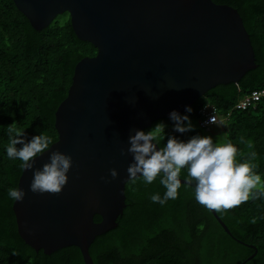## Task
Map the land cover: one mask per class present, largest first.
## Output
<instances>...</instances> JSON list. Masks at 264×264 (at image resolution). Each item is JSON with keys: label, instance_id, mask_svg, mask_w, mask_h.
<instances>
[{"label": "water", "instance_id": "water-1", "mask_svg": "<svg viewBox=\"0 0 264 264\" xmlns=\"http://www.w3.org/2000/svg\"><path fill=\"white\" fill-rule=\"evenodd\" d=\"M14 1L37 30L69 12L76 35L98 48L76 65L56 111L59 139L32 170H23L18 189L26 196L14 202L29 245L47 254L75 245L86 264H95L92 243L118 225L127 207L133 158L121 150L129 147V136L173 110L182 114L219 84L238 83L258 65L254 46L239 10L214 0ZM56 150L73 159L67 185L59 194L31 192L35 168Z\"/></svg>", "mask_w": 264, "mask_h": 264}, {"label": "trees", "instance_id": "trees-1", "mask_svg": "<svg viewBox=\"0 0 264 264\" xmlns=\"http://www.w3.org/2000/svg\"><path fill=\"white\" fill-rule=\"evenodd\" d=\"M214 1L239 10L258 65L238 83L212 88L191 106V113L181 115L187 114L200 124L205 107L212 105L224 117L227 142L242 152L257 154L254 170L264 185V97L254 107L236 108L254 90L264 89V0ZM97 52L95 45L76 35L69 12L37 30L14 0H0V264H86L78 246L47 254L20 235L15 200L8 191L18 189L22 161L9 159L6 149L12 138L8 126L13 123L29 140L45 132L53 143L59 139L56 111L68 96L76 65ZM161 122L166 125V135L162 134L160 147L170 135L185 142L195 135L211 136L214 142H220L201 124L191 132H174L169 116L158 118L144 131ZM241 138L252 141L253 148L241 144ZM186 176L185 168L180 177ZM161 178L150 184L143 177L127 182V207L118 225L97 236L90 247L95 264H264V194L218 213L230 235L213 212L196 201L192 185L181 183L176 199L163 205L154 203L152 195L163 197L166 192ZM95 220L102 217L97 214Z\"/></svg>", "mask_w": 264, "mask_h": 264}, {"label": "clouds", "instance_id": "clouds-1", "mask_svg": "<svg viewBox=\"0 0 264 264\" xmlns=\"http://www.w3.org/2000/svg\"><path fill=\"white\" fill-rule=\"evenodd\" d=\"M210 106L214 108L207 105L204 109V119L200 121L201 126L207 130L211 129L203 123L208 118ZM192 111L190 106L186 107L187 113ZM169 119L173 122L174 132L184 134L194 130L195 126L187 114L181 115L173 110L169 114ZM216 122L213 116L206 123ZM165 128L166 125L161 122L148 131L134 130L135 134L130 135L128 139L129 147L126 151L121 150V155L131 154L133 158V162L127 168L130 181L135 182L138 177H143V180L150 184L158 176H162L160 183L166 192L163 197L159 193L152 195L151 200L154 203L163 205L168 200L178 197V190L181 187L180 175L185 168L187 184L191 186L195 182L196 201L210 211L218 213L228 211L239 207L250 198H258L264 194L261 176L254 170L256 165L253 161L257 155L255 151L245 153L231 141L214 142L211 136L201 135H195L187 142L170 135L165 146L159 147L162 134L166 135ZM8 132L12 138L6 149L7 156L9 159L22 161L20 166L23 170H32L35 159L49 150V146L53 144L52 137L46 132L29 140L16 128V123L8 126ZM240 143H246L248 149L253 148L250 140L245 142L241 138ZM17 145L22 147L18 148ZM72 166L73 159L70 155L59 150L51 152L49 161L44 163L42 168H35L30 191L39 194L61 193L69 181L68 173ZM109 171L111 179L115 180L119 175L117 169ZM101 179L106 183L111 182L108 177ZM8 195L11 199L22 202L26 192L21 188H11Z\"/></svg>", "mask_w": 264, "mask_h": 264}, {"label": "built area", "instance_id": "built-area-1", "mask_svg": "<svg viewBox=\"0 0 264 264\" xmlns=\"http://www.w3.org/2000/svg\"><path fill=\"white\" fill-rule=\"evenodd\" d=\"M264 97V89L262 90H254L250 95L246 96L245 98H243L238 104H237V108L238 109H248L250 107H254L257 105L258 101H260L262 98ZM215 109L213 108V111ZM215 116L216 121H218V117L215 114H209L208 118L204 121L205 123H203L204 126H209L212 123H206L208 121L211 120V118Z\"/></svg>", "mask_w": 264, "mask_h": 264}, {"label": "rangeland", "instance_id": "rangeland-1", "mask_svg": "<svg viewBox=\"0 0 264 264\" xmlns=\"http://www.w3.org/2000/svg\"><path fill=\"white\" fill-rule=\"evenodd\" d=\"M212 113L218 116V121L216 123L210 124L208 126L209 129H211L214 135H217L219 137L220 142H227L226 134H224L225 129H227V125L224 123L223 119L219 117V113L216 111H213V108L211 107V110H208V115ZM191 121L193 125L195 126L194 128L199 127L200 124L199 122H197V120L191 119ZM206 133L210 135L209 132L206 131ZM261 183H262V180H261Z\"/></svg>", "mask_w": 264, "mask_h": 264}]
</instances>
